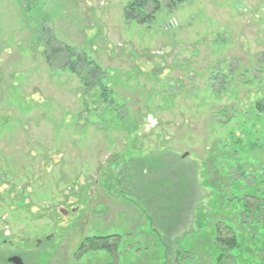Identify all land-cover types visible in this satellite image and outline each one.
I'll use <instances>...</instances> for the list:
<instances>
[{
  "label": "rangeland",
  "instance_id": "obj_1",
  "mask_svg": "<svg viewBox=\"0 0 264 264\" xmlns=\"http://www.w3.org/2000/svg\"><path fill=\"white\" fill-rule=\"evenodd\" d=\"M129 1L0 0V264H166L149 218L214 264L210 232L176 222L198 174L201 219L216 200L244 263L264 259L237 217L264 195V0H158L143 24ZM54 41L108 72L112 108L49 66Z\"/></svg>",
  "mask_w": 264,
  "mask_h": 264
},
{
  "label": "trees",
  "instance_id": "obj_2",
  "mask_svg": "<svg viewBox=\"0 0 264 264\" xmlns=\"http://www.w3.org/2000/svg\"><path fill=\"white\" fill-rule=\"evenodd\" d=\"M159 5L160 2L158 0H130L124 8L123 15L126 21H137L143 24L147 21V19H149L148 17H152V15L159 8ZM147 7H153L152 12L147 14ZM54 42L57 43V48L51 49V51H49V49L45 51V58L49 66L53 67L54 65H57L60 68L68 69L80 78L86 93L90 95V97H99L103 103L110 104L112 108V93L105 84L107 75H109L108 72L104 70L98 62L90 59V57L85 53L69 46H65L61 42ZM47 45L50 46V43L48 42ZM259 106L258 102L257 107L259 108ZM262 116L264 117V114ZM239 168L240 170L244 169L241 165ZM199 175L200 174H198L196 186L194 185V177L189 176V180L192 185L189 184L187 187L190 189L189 194L191 195H189L190 198L187 200L185 206L183 208H179V217L176 222L179 224L180 222L182 224L184 223V225L189 227L188 233L186 231L184 234L185 236H188L189 234H198L201 230H208L207 232H210L212 250L216 253V261L214 264H245L243 259V251L245 250L244 236L238 233V231L233 228L234 224H230L229 221L224 222V220H221L214 224V222L218 220L217 213L219 211L218 203L216 205V200H214L212 209L201 211L202 217H204L201 219L199 214L202 204V202H200V192L204 189L208 192V189H210L211 195L214 196L216 195V191L215 193L212 191L215 187H212L209 184V178L206 174H203V179L200 177V180L203 181L199 183ZM246 185L247 184L244 186ZM247 188L250 189L248 192L253 195L252 199H256V201L254 203L250 202L251 198H249V193L247 195H243L241 201L242 208L241 211H238L237 215V217L239 216L238 223L247 230L250 229L249 225H253V229L258 233L253 234L254 237L252 240L255 243V248L258 246L264 247V195L260 193V200H258V191L251 186H248ZM123 197L130 201L132 200L131 197L126 194L123 195ZM149 219L153 224L152 232L158 236L160 239L159 241L165 248V263L168 264L170 261V264H174V262L177 264H194L193 257L190 256L191 254L184 250L182 245L179 243L180 237H175L177 233L173 236L172 232L178 230L173 228V223H170L172 225H169V227H167V223H165L162 227L163 232L156 229L155 218ZM198 220L203 221L199 224ZM192 224L193 226L190 227ZM222 224L228 225L227 234L222 233V229L220 230ZM111 237H115V235L104 237V239L96 238V241H106ZM96 245L97 246H94L95 249H105L109 247L108 244H102L101 247L99 244ZM252 264H264V259L259 258V260L254 261Z\"/></svg>",
  "mask_w": 264,
  "mask_h": 264
},
{
  "label": "water",
  "instance_id": "obj_3",
  "mask_svg": "<svg viewBox=\"0 0 264 264\" xmlns=\"http://www.w3.org/2000/svg\"><path fill=\"white\" fill-rule=\"evenodd\" d=\"M187 156V154H185L183 157H186ZM13 263H15V264H23V261H22V259L21 258H13L12 260H11Z\"/></svg>",
  "mask_w": 264,
  "mask_h": 264
},
{
  "label": "built area",
  "instance_id": "obj_4",
  "mask_svg": "<svg viewBox=\"0 0 264 264\" xmlns=\"http://www.w3.org/2000/svg\"><path fill=\"white\" fill-rule=\"evenodd\" d=\"M171 26L172 27H176L178 25L177 21L175 19H173L171 22H170Z\"/></svg>",
  "mask_w": 264,
  "mask_h": 264
},
{
  "label": "flooded vegetation",
  "instance_id": "obj_5",
  "mask_svg": "<svg viewBox=\"0 0 264 264\" xmlns=\"http://www.w3.org/2000/svg\"><path fill=\"white\" fill-rule=\"evenodd\" d=\"M13 258H18V256L10 257V258L8 259V263H9V264H15V263H13V262L11 261ZM19 258H20V257H19ZM23 264H24V263H23Z\"/></svg>",
  "mask_w": 264,
  "mask_h": 264
}]
</instances>
